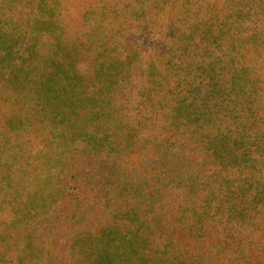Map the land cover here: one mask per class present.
Instances as JSON below:
<instances>
[{
  "label": "trees",
  "instance_id": "1",
  "mask_svg": "<svg viewBox=\"0 0 264 264\" xmlns=\"http://www.w3.org/2000/svg\"><path fill=\"white\" fill-rule=\"evenodd\" d=\"M0 264H264V0H0Z\"/></svg>",
  "mask_w": 264,
  "mask_h": 264
}]
</instances>
